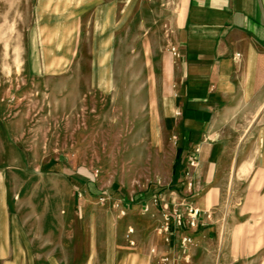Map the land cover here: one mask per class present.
I'll return each instance as SVG.
<instances>
[{
	"label": "crops",
	"instance_id": "1",
	"mask_svg": "<svg viewBox=\"0 0 264 264\" xmlns=\"http://www.w3.org/2000/svg\"><path fill=\"white\" fill-rule=\"evenodd\" d=\"M12 6L15 76H69L76 59L79 76L87 60L86 76L101 90L95 77L106 76L107 65L89 46H108L112 76L119 52L129 74L139 50L151 93L146 120L157 130L163 125V138L179 139L194 162V175L168 191L166 208L185 218L172 247L157 239L159 252L171 264H264V0H12ZM5 20L0 0V77ZM4 173L0 252L17 235ZM189 207L199 211L195 226L188 224ZM135 253L137 264L151 263L140 251L129 254Z\"/></svg>",
	"mask_w": 264,
	"mask_h": 264
},
{
	"label": "rangeland",
	"instance_id": "2",
	"mask_svg": "<svg viewBox=\"0 0 264 264\" xmlns=\"http://www.w3.org/2000/svg\"><path fill=\"white\" fill-rule=\"evenodd\" d=\"M2 1L0 170L17 235L0 252V264H137L140 254L129 253L139 251L150 264H171L156 241L164 237L172 247L183 224L165 206L169 190L158 194L173 181L180 140L163 138L164 126L146 120L151 93L139 50L129 74L119 52L112 76L108 46H89L107 65L106 76L95 77L101 90L86 76L89 61L76 75L74 54L69 76H15L12 0ZM187 155L177 180L194 175Z\"/></svg>",
	"mask_w": 264,
	"mask_h": 264
},
{
	"label": "built area",
	"instance_id": "3",
	"mask_svg": "<svg viewBox=\"0 0 264 264\" xmlns=\"http://www.w3.org/2000/svg\"><path fill=\"white\" fill-rule=\"evenodd\" d=\"M198 213H199V211L195 207H189L188 214H189V217L191 218V220L188 224L190 226H195L197 224L196 218L198 216ZM173 215H174V219L176 221V224L182 225L183 221H184V217H185L184 214L180 213L178 211H174ZM188 241H189L188 238L183 240V242H188Z\"/></svg>",
	"mask_w": 264,
	"mask_h": 264
},
{
	"label": "trees",
	"instance_id": "4",
	"mask_svg": "<svg viewBox=\"0 0 264 264\" xmlns=\"http://www.w3.org/2000/svg\"><path fill=\"white\" fill-rule=\"evenodd\" d=\"M182 153H183L182 150L180 148H178L176 160H175L174 165H173V181L170 183L169 186L162 187L160 189V193H164L167 190L171 191V190L175 189V185H176L177 179L179 177V174H178L179 171L178 170L181 166Z\"/></svg>",
	"mask_w": 264,
	"mask_h": 264
}]
</instances>
